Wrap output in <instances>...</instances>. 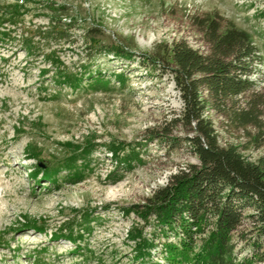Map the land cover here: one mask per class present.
I'll use <instances>...</instances> for the list:
<instances>
[{
    "label": "rangeland",
    "instance_id": "374dc122",
    "mask_svg": "<svg viewBox=\"0 0 264 264\" xmlns=\"http://www.w3.org/2000/svg\"><path fill=\"white\" fill-rule=\"evenodd\" d=\"M17 2L23 0H0V11ZM51 3L66 5L78 18L69 38L48 45L33 34L31 54L23 44L28 32L22 37V26L0 39V264H37L35 259L41 264H140L133 260L136 244L129 233L138 227L150 236L154 226H146L132 207L144 203L179 167L196 162L186 148L168 152L146 141V129L182 102L169 76L142 65L140 55L182 36L199 46L181 24L183 10L218 9L254 35L262 57L259 73L252 76L258 78L264 75V0H29L26 25L46 28ZM90 27L102 31L94 50ZM119 46L134 56L116 57L114 47ZM52 50L71 70L91 62L116 90L92 88L87 80L77 90L61 88L52 81L55 68L44 57ZM120 74L125 88L116 78ZM212 116L223 144L240 145L251 160L264 156V146L249 145L242 131H226L221 118ZM66 147L90 153L84 178L72 182L64 179L65 171L58 184L42 175L31 178L32 170H45L66 154ZM111 148L119 156L133 150L139 155L131 166L120 165ZM89 214L95 218L88 230ZM71 234L81 236L73 242L64 236ZM170 239L175 240L173 234ZM42 247L47 250L39 257L35 250ZM244 247L238 245L240 258L251 253ZM160 249L158 244L151 260L167 264Z\"/></svg>",
    "mask_w": 264,
    "mask_h": 264
},
{
    "label": "trees",
    "instance_id": "16d2710c",
    "mask_svg": "<svg viewBox=\"0 0 264 264\" xmlns=\"http://www.w3.org/2000/svg\"><path fill=\"white\" fill-rule=\"evenodd\" d=\"M28 2L9 4L0 11L1 40L11 37L12 31L22 26L21 36L28 32L23 44L31 54L33 44L29 37L33 34L48 45L53 39L60 41L71 36L78 18L68 13L66 5L51 3L47 7L52 14L48 26L30 28L25 23ZM180 20L199 46H193L182 36L159 43L154 51L140 55L142 65L169 76L182 102L180 109H172L162 121L148 127L145 139L158 142L168 152L186 148L196 162L179 167L144 203L132 207L146 226H154L150 236L138 227L129 233L136 244L133 260L140 264H160L151 260L159 244L160 256L167 264H263L264 156L251 160L240 145L223 144L212 116L221 118V127L226 131H242L249 145L264 146V75L252 77L259 73L260 48L250 31L218 9L188 11L185 8ZM101 32L97 28L87 29L91 50L100 43ZM113 52L116 57L134 56L122 46L114 47ZM44 57L55 68L52 81L61 88L69 86L77 90L87 80V86L92 88L116 90L110 77L99 68L93 69L89 61L71 70L63 67L54 50ZM116 78L125 88V76L120 74ZM86 150L67 151L55 163L44 166L45 170L35 168L29 175L33 180L42 175L41 178L58 184L59 175L65 171L64 179L77 182L86 176L84 172L91 164V155ZM131 152L122 156L115 152V158L120 165L131 166L139 155L134 150ZM79 160L82 165L78 164ZM92 218L95 217L90 214L85 218L88 230ZM171 234L175 240L170 239ZM64 236L75 242L81 235ZM161 237H165L164 241ZM241 242L245 245L243 249L251 252L242 258L237 253ZM80 249L77 245L74 250ZM46 250L42 247L35 252L41 257ZM33 262L41 264V260Z\"/></svg>",
    "mask_w": 264,
    "mask_h": 264
}]
</instances>
